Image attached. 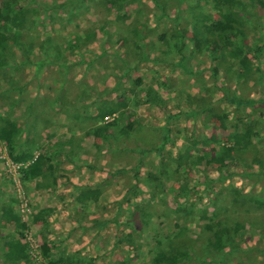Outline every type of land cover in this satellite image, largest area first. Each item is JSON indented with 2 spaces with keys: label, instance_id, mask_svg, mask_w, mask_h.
Instances as JSON below:
<instances>
[{
  "label": "rangeland",
  "instance_id": "rangeland-1",
  "mask_svg": "<svg viewBox=\"0 0 264 264\" xmlns=\"http://www.w3.org/2000/svg\"><path fill=\"white\" fill-rule=\"evenodd\" d=\"M19 6L25 12L0 55V127L15 122L16 146L48 154L52 170L21 180L0 142V264H46L45 241L72 264H155L178 254L176 264H264V9L243 3L244 71L225 49L208 53L220 12L211 0ZM126 110L138 126L122 136ZM221 129L244 137L216 172L208 153L232 146L218 139ZM187 148L199 164H184ZM88 188L96 194L77 202ZM4 207L19 217L21 238L5 225ZM40 210L48 212L34 223ZM236 223L243 229L230 238L240 251H211L213 227ZM19 238L27 259L8 261L5 244Z\"/></svg>",
  "mask_w": 264,
  "mask_h": 264
},
{
  "label": "trees",
  "instance_id": "trees-1",
  "mask_svg": "<svg viewBox=\"0 0 264 264\" xmlns=\"http://www.w3.org/2000/svg\"><path fill=\"white\" fill-rule=\"evenodd\" d=\"M20 0H0V55L3 54L5 50L6 43V30H9V26L17 25L21 21V17L25 12V9L19 6ZM252 3L256 4L264 9V0H211L213 8L218 10L219 13L217 19L210 24V30L212 37L207 42L208 53H218L219 50L225 49L229 52L230 55L234 57H239V62L242 70L247 71L248 69V60L242 55L244 51V24L248 21V17L243 14V3ZM198 27H194L192 24V33L191 40L195 45H198L197 39L195 36L198 35ZM183 39V36L180 35ZM214 38V39H213ZM182 39H179L178 46H181ZM78 42L75 39L70 41L71 46L76 45ZM179 48V49H178ZM177 49L180 51V47ZM213 71V69L211 70ZM215 72L213 71V74ZM138 81V79H137ZM138 83V82H137ZM146 102L149 103V100L146 99ZM119 107H123L122 103L117 104ZM113 113V109H110ZM117 111V110H116ZM128 110L125 111V116L123 118V125L120 129L122 136H125L127 132H130L133 127L138 126V122L134 120L129 115ZM225 115L222 116L221 121L225 120ZM222 123L220 126L222 127ZM104 130H101L102 133ZM221 136L218 139H224L227 137L229 140H232L231 147H222L220 151L216 149L211 150L208 153L207 164L215 167L216 172L221 171L226 165L232 163V158L230 156L233 146H239L242 142L244 135H238V132L234 129H230V132L221 129ZM21 134L20 127L13 121L4 119L3 125L0 127V142L3 144L7 157L13 164L20 165V179L23 181H31L43 173L51 172L52 164L50 162L49 155L46 153L33 155V152L30 150L28 145L16 146V141ZM164 140L168 138V131L163 135ZM242 146V144H240ZM189 149L187 148L184 152V164L185 165H197L201 162L200 157L190 159L188 156ZM194 163V164H193ZM150 181L156 180L158 185H162L161 180L156 176H148ZM154 179V180H153ZM161 189V188H160ZM181 189H185L182 187ZM96 193L92 189H86L84 192L77 195V202H81ZM48 210H40L33 217L32 221L34 223L41 222V216L44 213H47ZM2 219L5 225H10L16 229L19 237L21 238L22 234V223H20L19 217L8 207H4L1 213ZM243 229V226L240 224H233L232 226L217 225L213 227V239L209 241V249L211 251H224L229 249V251L238 252L239 248L233 246V240L230 238V233H238ZM19 240H11L6 242V252L5 258L11 262H24L27 259L26 249ZM51 245L48 244V241L42 243L39 247V251L42 259L46 264H72L68 258L65 261L56 259L52 254ZM233 246V247H232ZM183 255L178 254L177 256L173 255L170 257L159 255L156 258L155 264H176L181 261Z\"/></svg>",
  "mask_w": 264,
  "mask_h": 264
}]
</instances>
